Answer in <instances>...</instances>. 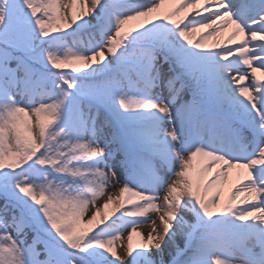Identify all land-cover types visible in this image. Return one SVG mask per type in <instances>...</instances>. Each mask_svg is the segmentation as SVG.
Listing matches in <instances>:
<instances>
[{"label": "snow or ice", "instance_id": "1", "mask_svg": "<svg viewBox=\"0 0 264 264\" xmlns=\"http://www.w3.org/2000/svg\"><path fill=\"white\" fill-rule=\"evenodd\" d=\"M0 264H264V0H0Z\"/></svg>", "mask_w": 264, "mask_h": 264}, {"label": "rangeland", "instance_id": "2", "mask_svg": "<svg viewBox=\"0 0 264 264\" xmlns=\"http://www.w3.org/2000/svg\"><path fill=\"white\" fill-rule=\"evenodd\" d=\"M70 2V0H65V3H69ZM174 6V4L173 3H171V2H167V3H165V5H163L162 6V8H161V13H163V12H166L169 8H171V7H173ZM195 7H200V5H195ZM78 8H79V5L78 4H72L71 5V10H78ZM192 9L191 8H189V11H191ZM67 11H69V9H64V8H62V14L63 13H66ZM131 23H135V22H131ZM227 29V28H226ZM201 31H206V30H201ZM200 35V33H195V34H193V38L195 39V38H197L198 36ZM227 35H228V32H227V30H224L222 33H221V35H219V36H216V35H209V36H207L206 37V42L207 43H209V44H212V43H222L224 40H225V38L227 37ZM245 83H247V81H245ZM35 116H34V114H32L31 115V124L34 126L35 125ZM238 171H240V170H233V173H232V181H234L235 179H236V175H237V172ZM230 184H231V181L229 182V183H226V184H224V187H223V189H224V194L225 195H227L226 194V190L227 189H229V187H230ZM118 187L119 186H117V188L116 189H108L107 191L108 192H112L113 193V195H119V192H118ZM227 193H228V191H227ZM163 193L161 192V195H162ZM107 199V195L105 194L103 197H101V198H99L98 200H97V205L98 206H100V205H103V203H104V200H106ZM116 203H118V201H113V203L112 204H110L109 205V209H111L112 207H114L115 206V204ZM94 210V209H93ZM101 211L103 212V211H106L105 209H101ZM88 214H90V213H86V215H88ZM148 215L149 216H154L155 214L154 213H148ZM100 217H98V219H99ZM157 223H158V220H157ZM149 223H138L137 225H136V228H137V231H139V232H142L143 234H144V236L146 237L147 236V233H148V231H150V229H151V225H148ZM144 228L146 229V231L144 232ZM149 228V229H148ZM129 231H131V226H128V227H126V228H124L123 229V231L120 233V239H118L117 241H115V246H116V249H117V251L118 252H123V247H122V245H125L126 246V244H127V236H128V232ZM137 239H138V237H133V243H135L136 241H137Z\"/></svg>", "mask_w": 264, "mask_h": 264}, {"label": "bare ground", "instance_id": "3", "mask_svg": "<svg viewBox=\"0 0 264 264\" xmlns=\"http://www.w3.org/2000/svg\"><path fill=\"white\" fill-rule=\"evenodd\" d=\"M63 3H65V0H62V4ZM227 30V32H229V31H231V28L229 27V28H227L226 29ZM223 187H224V185H223ZM227 191H228V189L226 190V194H227ZM158 223H159V221H158ZM148 225H150V224H148ZM149 229V228H148ZM146 231V229L144 228V232ZM142 233V232H141Z\"/></svg>", "mask_w": 264, "mask_h": 264}]
</instances>
